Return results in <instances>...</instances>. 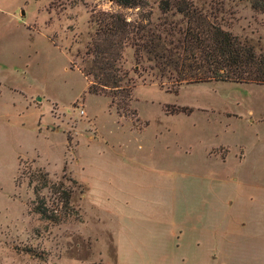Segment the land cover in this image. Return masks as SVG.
I'll use <instances>...</instances> for the list:
<instances>
[{"label":"rangeland","instance_id":"1","mask_svg":"<svg viewBox=\"0 0 264 264\" xmlns=\"http://www.w3.org/2000/svg\"><path fill=\"white\" fill-rule=\"evenodd\" d=\"M146 1L161 22L159 0ZM188 1L262 44L264 14L247 3ZM116 10L0 0V264H264V85L175 87L126 48L129 113L117 114L79 71L91 15ZM38 168L78 185L75 213L57 225L29 212Z\"/></svg>","mask_w":264,"mask_h":264},{"label":"trees","instance_id":"2","mask_svg":"<svg viewBox=\"0 0 264 264\" xmlns=\"http://www.w3.org/2000/svg\"><path fill=\"white\" fill-rule=\"evenodd\" d=\"M238 1L264 14V0ZM111 2L116 11H97L90 17V33L83 53L89 58V66L79 71L87 80L86 92L109 98L117 114L129 113L130 79L120 65L126 48L132 50L137 66L143 68L151 63L147 69H154L160 78L169 76L175 87L207 81L264 85V40L254 45L231 35L215 17L188 0H159L157 9L163 18L155 23L146 0ZM124 10H137V17L127 20ZM134 114L132 111L131 115ZM65 181L78 187L70 177ZM26 183L33 194L29 212L40 220L57 225L75 213L71 205L73 188L51 182L43 169L34 170ZM46 188L50 202L41 195Z\"/></svg>","mask_w":264,"mask_h":264},{"label":"built area","instance_id":"3","mask_svg":"<svg viewBox=\"0 0 264 264\" xmlns=\"http://www.w3.org/2000/svg\"><path fill=\"white\" fill-rule=\"evenodd\" d=\"M80 114H83V112H82V111H80Z\"/></svg>","mask_w":264,"mask_h":264}]
</instances>
